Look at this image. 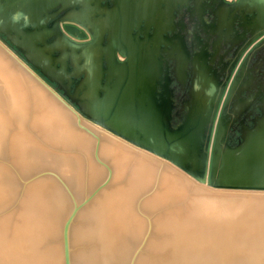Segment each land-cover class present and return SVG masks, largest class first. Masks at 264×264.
<instances>
[{"label": "water", "instance_id": "obj_1", "mask_svg": "<svg viewBox=\"0 0 264 264\" xmlns=\"http://www.w3.org/2000/svg\"><path fill=\"white\" fill-rule=\"evenodd\" d=\"M142 3L0 0V264H264V93ZM182 5L263 47L264 0Z\"/></svg>", "mask_w": 264, "mask_h": 264}, {"label": "flooded vegetation", "instance_id": "obj_2", "mask_svg": "<svg viewBox=\"0 0 264 264\" xmlns=\"http://www.w3.org/2000/svg\"><path fill=\"white\" fill-rule=\"evenodd\" d=\"M179 9L178 6L171 11L170 15L166 16L168 21L163 26L168 36L172 35L171 30H173V34L178 38L175 42L176 45L178 44L189 56L201 50L209 54L206 63L210 67V71L214 72L219 81L225 84L228 83L227 78L230 82L236 76L237 81H240V83H237L236 89L240 90L241 96L245 97L258 92L264 93V45L252 53L249 52V48L241 56L237 54V51L242 49L249 38L247 31L239 27L242 23L240 15L234 14L235 21L233 27L231 29L229 27L228 39L225 41V37H222L219 45L215 46L217 39L211 35V29L218 27V25L217 22H212L213 16L209 13V10L202 7L197 12L191 6L186 7L184 5ZM202 9L203 11H201ZM224 18L228 19L230 17ZM227 31V28L221 27L222 34H226ZM170 70H172V67L169 68V75ZM171 87L175 89L176 95L180 96L182 94L179 85L175 82L171 83ZM255 114L256 110H253L249 117L244 118L243 115L241 119L234 123L232 127L233 138L239 135L240 122L249 126L250 119Z\"/></svg>", "mask_w": 264, "mask_h": 264}, {"label": "rangeland", "instance_id": "obj_3", "mask_svg": "<svg viewBox=\"0 0 264 264\" xmlns=\"http://www.w3.org/2000/svg\"><path fill=\"white\" fill-rule=\"evenodd\" d=\"M132 1H135V0H132ZM142 1H144V3H142V4H145L146 2H150V5H151V7H152V9L149 11V12H151V11H153L154 12V14H152V16H153V19H152V21H154L155 23H161V22H163V21H168V19H167V17H166V15H167V13H169L170 11H171V7H174V4H175V1L176 0H147L146 2H145V0H142ZM125 8V7H124ZM199 10V9H198ZM166 13V14H165ZM162 16H164L163 18H162ZM212 76V75H211ZM85 125H87V126H89V127H91V128H93V129H95V130H97V131H99V132H101V133H104V134H106V135H108V136H110V137H112V138H114V139H116L117 140V138H115V137H113V136H111V135H109L108 133H106L104 130H102V129H100V128H98V127H96V126H94V125H92L91 123H88V122H83ZM118 141H121V140H119L118 139ZM122 143H125V142H123V141H121ZM126 144V143H125ZM126 145H128V144H126ZM128 146H130V145H128ZM131 147V146H130ZM148 156H150V155H148ZM150 157H152V156H150ZM154 158V157H153ZM154 159H156V160H158V161H160V162H162V163H165L166 164V162H164V161H162V160H159V159H157V158H154ZM168 165V164H167ZM179 173V172H178ZM181 174V173H180ZM181 175H183V174H181ZM184 176V175H183ZM184 177H186V176H184ZM187 178V177H186ZM189 179V178H188ZM192 181V180H191ZM219 193H227V194H232V193H229V192H219Z\"/></svg>", "mask_w": 264, "mask_h": 264}, {"label": "bare ground", "instance_id": "obj_4", "mask_svg": "<svg viewBox=\"0 0 264 264\" xmlns=\"http://www.w3.org/2000/svg\"><path fill=\"white\" fill-rule=\"evenodd\" d=\"M84 124V123H83ZM118 140V139H117ZM121 142V141H120ZM125 144V143H124ZM165 164V163H164ZM167 165V163H166ZM177 172V171H176ZM178 173V172H177ZM180 174V173H179ZM181 175V174H180ZM183 176V175H182ZM184 177V176H183ZM185 178V177H184ZM229 193H232V194H246V193H242V192H229ZM227 194V193H226ZM247 195H264V194H247Z\"/></svg>", "mask_w": 264, "mask_h": 264}]
</instances>
